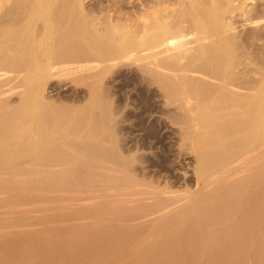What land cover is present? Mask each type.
Listing matches in <instances>:
<instances>
[{
	"label": "bare ground",
	"instance_id": "6f19581e",
	"mask_svg": "<svg viewBox=\"0 0 264 264\" xmlns=\"http://www.w3.org/2000/svg\"><path fill=\"white\" fill-rule=\"evenodd\" d=\"M252 2L174 0L100 32L82 0H0V264H264V0ZM244 21L255 28L237 33ZM128 60L175 108L188 161L173 177L137 180L100 145L99 86L79 109L46 100L61 72Z\"/></svg>",
	"mask_w": 264,
	"mask_h": 264
},
{
	"label": "rangeland",
	"instance_id": "374dc122",
	"mask_svg": "<svg viewBox=\"0 0 264 264\" xmlns=\"http://www.w3.org/2000/svg\"><path fill=\"white\" fill-rule=\"evenodd\" d=\"M155 1L156 3H154ZM160 1L82 0L84 11L86 12L87 15H89L88 17H91L93 21L94 20L96 21L94 22L95 24L97 23L96 27L99 28L97 29L100 30V32L104 30L103 28H105L106 25L109 26V24L111 26L113 25V27H117V29L120 28L119 30H121L122 28L123 30L124 29L127 30L129 27L130 28L132 27V29H134L135 25L139 23L140 24L142 22L147 23V20L149 21L150 15H153L156 11L160 9L170 11L171 10L170 8L173 9L175 7L174 0H164L163 3H161L162 5L159 4ZM252 1L254 3L261 2V0H257V1L252 0ZM165 2L167 3L169 2V3L167 4ZM148 14L149 17H147ZM239 22L237 23L238 25ZM142 25L144 24L142 23ZM239 26H242V24ZM253 27L254 26L250 24L248 25V23L246 25L245 22V24L243 23V27L240 28L237 26L238 30L236 32L237 33L241 32L242 34H244L245 31L247 32L249 30H252ZM263 28H264V24L263 25L260 24L258 26V29H260V31L264 30ZM120 32L121 31L117 32L118 35L121 34ZM190 37L194 38V36L189 35L188 39H192ZM194 44L196 43H193L192 46H195ZM116 63L118 65L115 66L114 64ZM137 63L138 62H134L132 60L125 61L124 63L116 61L114 63H111L113 64L112 66L109 63L101 64V66L94 69L96 71L92 69L83 70V71L80 70L76 72L64 71L67 74H65L64 72L62 74L61 72L62 75L60 74L59 76L57 74V76H54L52 77V79H50L51 81H49L48 83L49 85H47L45 91V96H47L46 100H48L49 102H54L55 104H59L63 106L67 105V107L70 106L72 108L79 109L81 107H84L85 104L87 105V102L91 98L92 90L97 89V94H98L100 92V89L102 88L101 89L102 96H100L101 93H99L98 99H100V97L104 98L105 102H103L102 99L99 100L100 109L98 108L97 112L99 113V116L103 115V117L101 116L102 118L105 117L106 121L104 122H106V127L105 125L104 127L108 128L107 132L108 131L110 132H108V135L107 137H105V139L103 138L101 140L100 145L104 146L103 147L104 149L113 148V147L115 149L119 148L117 150L122 155V157H125L127 161L129 160L130 162H132L133 168L131 167V169L135 170L136 168L133 174L135 173L134 175H136L138 172L141 173V174L138 173L136 175L137 180L142 179L144 177L143 175H145V177L148 178L149 180L158 179L159 176L160 175L163 176V174L165 178L163 177L162 178L167 179L168 177L171 176L173 177L176 175L174 169L185 168L184 165L186 161H188L187 158L183 157L182 155H180L179 158L177 157L179 155L177 152V147H178V143H177L178 141L176 139L177 135L175 134L176 133L175 129L177 128L175 127L176 125L173 126L171 115L168 114L174 112L175 108H172L171 106V109H169L167 107L168 105H166V103L164 104V101H161L163 99H161L162 97L160 96L158 87H156L157 89L155 88L156 85L154 87L151 85L152 86L151 88V86H148L147 83L145 82L142 83V81L143 80L145 81V79H142V76L144 78V75H142V72H140L141 70L138 69L139 63L138 64ZM102 69L104 70L102 71ZM138 70L139 72H137ZM93 72H95V74ZM93 85L94 88H92ZM96 85L97 87L99 86L100 89H98L99 87L98 88L95 87ZM11 98L14 99L12 100L13 104L18 103L19 101L18 94L13 95V97ZM101 102L103 103L101 104ZM162 105H166L168 110L166 109V107ZM102 110L103 112H105V115H107L106 111H108L107 117L104 114H102L103 113ZM97 112L95 111L96 116H98ZM167 114L170 117V119L169 117H167ZM174 149L176 150V152ZM128 156L129 157L132 156L130 158H133V160L132 159L130 160ZM135 156L138 159H136ZM189 157L191 156H188V158ZM134 159H136L135 163H134ZM172 159H174L177 163L174 162V160ZM172 162H174L175 165L172 164L171 167ZM129 165L131 166V163H129ZM170 167L173 168L172 172L170 170L171 169ZM104 168L107 169V172L101 171L106 169H101L100 171L102 173L104 172V174L106 175H110L113 170V165L111 163H106L104 164ZM137 168L139 170H137ZM143 171H145L146 174L142 173ZM150 176L151 177L153 176V178H150ZM98 195H100V197L102 196V194L100 193L97 194V196ZM90 202L91 201H87L84 203V205L86 207H90V205H92ZM26 208L28 207H25L24 209ZM32 215L38 216L39 214H32Z\"/></svg>",
	"mask_w": 264,
	"mask_h": 264
}]
</instances>
